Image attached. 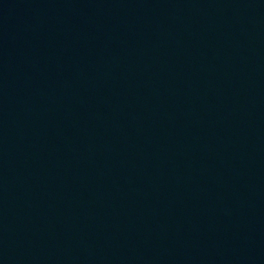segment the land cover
I'll use <instances>...</instances> for the list:
<instances>
[{"label": "water", "instance_id": "obj_1", "mask_svg": "<svg viewBox=\"0 0 264 264\" xmlns=\"http://www.w3.org/2000/svg\"><path fill=\"white\" fill-rule=\"evenodd\" d=\"M0 264H264V0H0Z\"/></svg>", "mask_w": 264, "mask_h": 264}]
</instances>
